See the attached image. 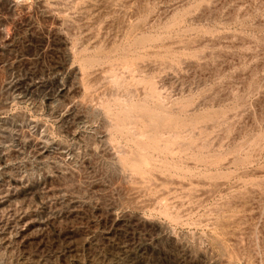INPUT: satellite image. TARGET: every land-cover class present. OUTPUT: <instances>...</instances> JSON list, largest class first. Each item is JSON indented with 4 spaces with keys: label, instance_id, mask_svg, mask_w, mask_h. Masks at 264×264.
Listing matches in <instances>:
<instances>
[{
    "label": "rangeland",
    "instance_id": "rangeland-1",
    "mask_svg": "<svg viewBox=\"0 0 264 264\" xmlns=\"http://www.w3.org/2000/svg\"><path fill=\"white\" fill-rule=\"evenodd\" d=\"M0 264H264V0H0Z\"/></svg>",
    "mask_w": 264,
    "mask_h": 264
}]
</instances>
